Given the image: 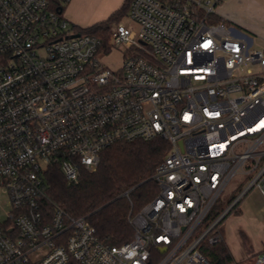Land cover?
<instances>
[{"label":"built area","instance_id":"obj_1","mask_svg":"<svg viewBox=\"0 0 264 264\" xmlns=\"http://www.w3.org/2000/svg\"><path fill=\"white\" fill-rule=\"evenodd\" d=\"M71 2L0 0V264H211L222 222L248 193L264 200V51L219 17L222 0H132L108 40L74 28ZM116 47L111 70L99 56ZM156 139L170 153L129 243L48 199L49 165L77 184L104 150Z\"/></svg>","mask_w":264,"mask_h":264},{"label":"trees","instance_id":"obj_2","mask_svg":"<svg viewBox=\"0 0 264 264\" xmlns=\"http://www.w3.org/2000/svg\"><path fill=\"white\" fill-rule=\"evenodd\" d=\"M131 2L125 0L106 21L84 29L74 28L108 40L111 25L128 16ZM169 150L168 142L162 139L116 144L101 153L96 171L81 170L79 182L71 185L59 164L49 165L44 171L47 197L71 217L85 218L104 243H129L134 237L130 217L158 196L153 175ZM203 253L211 264L233 262L225 241L205 247Z\"/></svg>","mask_w":264,"mask_h":264},{"label":"rangeland","instance_id":"obj_3","mask_svg":"<svg viewBox=\"0 0 264 264\" xmlns=\"http://www.w3.org/2000/svg\"><path fill=\"white\" fill-rule=\"evenodd\" d=\"M123 1L124 0H82L79 13L91 22H97L104 18V20H106L109 19L112 13L121 8ZM216 11L218 13L219 6L216 8ZM121 23L130 24V20L126 17ZM84 25L87 27V24ZM84 25L82 27H84ZM232 27L247 35L253 42L252 47L257 49L255 39L248 32L237 26L232 25ZM125 52L126 49L124 47H116L109 55L101 53L99 58L107 68L116 70L120 68ZM168 153H170V150ZM42 166L45 168L47 167V165L43 164ZM237 194L238 193H234L235 196ZM233 198L234 196H227L223 198V200L229 201ZM11 208L12 205L8 196L5 194L1 195V224L7 221V214L11 211ZM221 230L233 262L238 264H254L256 255L264 251V200L254 191L248 193L237 210L230 213L222 222Z\"/></svg>","mask_w":264,"mask_h":264},{"label":"crops","instance_id":"obj_4","mask_svg":"<svg viewBox=\"0 0 264 264\" xmlns=\"http://www.w3.org/2000/svg\"><path fill=\"white\" fill-rule=\"evenodd\" d=\"M81 2L82 0H72L65 9V16L73 26L84 29L107 20L102 18L97 22L88 21L79 13ZM218 15L230 26H237L248 32L255 39L257 49L264 51V0H223L219 5ZM82 24H87V27H82Z\"/></svg>","mask_w":264,"mask_h":264}]
</instances>
